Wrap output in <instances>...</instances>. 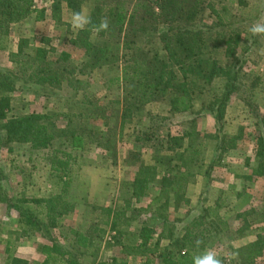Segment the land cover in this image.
Wrapping results in <instances>:
<instances>
[{
  "label": "rangeland",
  "instance_id": "rangeland-1",
  "mask_svg": "<svg viewBox=\"0 0 264 264\" xmlns=\"http://www.w3.org/2000/svg\"><path fill=\"white\" fill-rule=\"evenodd\" d=\"M134 1L125 0L127 10ZM32 2L34 11L26 18L0 21V68L22 73L20 64L34 63L32 58L37 48L46 50L49 60L56 59L62 51L67 52L70 63L77 66L82 61L83 49L76 39L77 31L69 22L74 11L64 0L58 1L56 8L54 4L49 5V0ZM205 2L212 3L227 19L225 21L234 22L241 31L243 40L236 52L244 61L242 82L246 86L257 78L258 83L250 95H245V99L249 96L250 99L242 100L237 94L226 108L222 131L231 138L229 149L218 156L214 152L216 142L209 140L203 155L205 165L212 164L207 176L200 173L189 178L183 196L187 204L180 203L174 210L171 198L168 207L171 217L183 218L189 210L195 214L196 207L210 203L221 218L219 231L203 232L197 237L202 243L199 249L195 247L194 253L213 247L223 256L237 253L230 262L225 260V264H264V176L251 174V167L256 163V146L264 136V36H256L253 46L243 52L252 39L248 29L254 23H264V0ZM91 4L84 2L81 11L88 13ZM39 10H43V16L37 19ZM215 23V16L208 10L200 13L196 20L197 25L214 26ZM160 29L159 26L158 31L148 29L146 33H140L135 45L144 50L158 49L156 39ZM15 54L18 56H13ZM217 56L224 64L231 62L223 56L221 48ZM119 73L116 62L88 74H77L76 77L83 81L77 90L66 82L49 86L18 80L19 88L9 92L12 109L8 115L55 113L51 123L57 137L49 149H32L28 143L15 142L0 149V167L5 176L0 188V264L12 259H16L17 264H39L43 259L38 252L40 244L53 240L69 249L73 259L80 264L109 263L111 257L128 264H145L149 256L153 258L151 264H157L156 254H137L128 248L139 243L137 233L142 225L148 224L154 229L151 243L159 232V225L151 220L153 206L146 213L135 210L145 207L155 190L149 189L148 196L135 202L128 197L126 183L133 178L139 163L153 164L151 151L136 140L141 130L159 122L160 117H167L163 122L164 130L177 134L183 128V120L189 116L170 115L165 100L147 103L141 110L124 112L120 103L123 85L115 80ZM213 84L219 85L221 81L216 80ZM201 104L199 100L195 101L194 110H199ZM122 119L125 121L121 126ZM197 128L202 133H214L212 116L199 115ZM77 136L82 138L80 143L75 141ZM52 148L63 149L72 156L67 174L55 176L51 172L45 157ZM59 177L69 182L66 196L73 201V210L58 218L57 226L47 233L24 231L17 210L9 206L6 199L46 197L57 193L61 187ZM154 183H158L157 177ZM106 206L127 207L123 221L128 223L119 225L121 237L117 239L116 232L106 231L99 243L93 241L87 250L72 244L77 231L90 233L95 224L107 229L103 224L107 218L100 210ZM131 213L137 215L130 216ZM164 244L166 241L161 240L159 245ZM252 249H261V254L247 259Z\"/></svg>",
  "mask_w": 264,
  "mask_h": 264
},
{
  "label": "trees",
  "instance_id": "trees-1",
  "mask_svg": "<svg viewBox=\"0 0 264 264\" xmlns=\"http://www.w3.org/2000/svg\"><path fill=\"white\" fill-rule=\"evenodd\" d=\"M64 1L74 12L81 11V5L90 1L92 4L88 13L92 23L97 24L107 16L109 30L98 35L90 28L77 32L76 39L83 49L82 61L77 66L70 63L67 52L62 51L56 59L49 60L46 50L37 48L32 58L35 64L21 63L22 73L0 68V149L12 142L28 143L37 150L49 149L57 137L51 123L55 113L8 115L12 109L9 92L19 88L18 80L49 86H60L66 82L77 90L83 82L76 77L77 74H88L101 66L119 63L120 73L115 80L123 85L120 103L124 112L141 110L147 103L165 100L170 115L189 116L183 120L180 133L172 134L168 129L164 130L163 122L168 118L160 117L159 122L147 125L137 136L136 140L151 151L153 164L139 163L133 178L126 183L128 197L138 202L141 197L148 196L149 189L155 190L145 207L135 210L146 213L153 206L151 220L159 225V232L151 243L154 229L148 224L142 225L137 233L139 243L128 248L137 254H156L157 264H192L197 237L203 232L219 231L221 218L209 206L196 207L195 214L189 210L183 218L171 217L168 206L171 198L174 210L180 203L187 204L183 196L189 178L200 173L207 176L212 164L205 165L203 155L209 140L216 142L214 152L218 156L229 149L231 138L222 131L226 108L237 94L242 100L250 99V96L245 99V95H250L258 83L257 78H253L247 87L242 82L244 61L236 52L243 40L241 31L234 22L225 21L227 19L215 6L205 0H135L129 10L125 7V0ZM204 10L215 16L214 26L196 24L197 17ZM33 11L32 0H0V21L21 20ZM42 16L43 10H39L36 18ZM159 26L158 49L144 50L135 45L140 33H146L148 29L158 31ZM255 41L256 36H252L243 52L246 53ZM219 48L231 62L224 64L220 61L217 56ZM216 80L221 84H213ZM197 100L202 104L199 110H194ZM203 113L212 116L214 133H202L197 128V117ZM124 121H120L121 126ZM260 139L254 152L256 163L251 167V174L255 177L264 176V136ZM75 141L80 143L81 136H77ZM48 153L45 158L51 172L55 176L67 174L72 158L70 153L59 148H52ZM156 177L157 184L154 183ZM4 180L0 167V188ZM59 181V192L46 197L6 199L8 205L17 210L18 221L24 231L47 233L57 226L58 218L73 210L74 203L66 196L69 182L62 177ZM100 210L107 218L103 222L107 225L106 230L95 224L90 233H76L77 244L85 250L93 241L99 243V238L106 231L116 232L115 238L119 239V225L128 223L123 221L127 207L106 206ZM161 240H165L166 244L160 246ZM38 252L43 255L39 264H80L73 259L69 249H62L54 240L40 244ZM260 254L261 249H252L246 258L253 259ZM109 261L97 264H126L115 257ZM152 261V257H146L145 264ZM17 263L16 259H12L8 264Z\"/></svg>",
  "mask_w": 264,
  "mask_h": 264
},
{
  "label": "clouds",
  "instance_id": "clouds-1",
  "mask_svg": "<svg viewBox=\"0 0 264 264\" xmlns=\"http://www.w3.org/2000/svg\"><path fill=\"white\" fill-rule=\"evenodd\" d=\"M71 28L77 32L89 29L96 35L109 30V19L104 16L97 24L92 23L91 15L85 11L72 12L70 16ZM91 26V27H90ZM248 31L252 36H264V23H254ZM201 240L197 239L195 245L199 249ZM237 253H231L227 256L213 247H205L203 250L197 251L192 255V264H225V260L231 261L236 257Z\"/></svg>",
  "mask_w": 264,
  "mask_h": 264
},
{
  "label": "crops",
  "instance_id": "crops-1",
  "mask_svg": "<svg viewBox=\"0 0 264 264\" xmlns=\"http://www.w3.org/2000/svg\"><path fill=\"white\" fill-rule=\"evenodd\" d=\"M52 4H54L55 5V8L57 7V4H58V0H49V5L51 6ZM45 5H46V3H44V8H46L45 7ZM42 7V8H43ZM46 12V9L44 10V13ZM194 180V179H193ZM218 200L219 199H217L216 200V203L218 202ZM209 204V206L211 207V208H214L213 207V205L212 204H210V203H208ZM78 232H80V233H85V232H82V231H77V232H75V233H78ZM72 244H74V245H76L77 247H79V248H81L78 244H77V241H76V239H74V241H72ZM62 249H64V247H62ZM64 259V258H63ZM126 264H128L126 261H124ZM5 264H8V260L6 261V263ZM61 264H64L63 262L61 263Z\"/></svg>",
  "mask_w": 264,
  "mask_h": 264
}]
</instances>
